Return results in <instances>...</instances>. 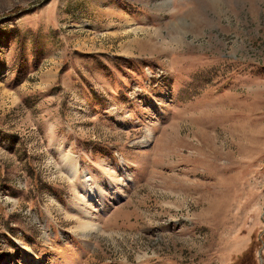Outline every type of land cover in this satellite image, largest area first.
Wrapping results in <instances>:
<instances>
[{"label":"rangeland","instance_id":"obj_1","mask_svg":"<svg viewBox=\"0 0 264 264\" xmlns=\"http://www.w3.org/2000/svg\"><path fill=\"white\" fill-rule=\"evenodd\" d=\"M0 264H264V0H0Z\"/></svg>","mask_w":264,"mask_h":264},{"label":"bare ground","instance_id":"obj_2","mask_svg":"<svg viewBox=\"0 0 264 264\" xmlns=\"http://www.w3.org/2000/svg\"><path fill=\"white\" fill-rule=\"evenodd\" d=\"M89 185V184H88ZM90 190V189H89ZM90 192H91V190H90ZM94 228V225L93 224H88L87 222L85 223H79V226L77 227V229H79V230H84V229H90V230H92ZM93 230H95V229H93Z\"/></svg>","mask_w":264,"mask_h":264},{"label":"trees","instance_id":"obj_3","mask_svg":"<svg viewBox=\"0 0 264 264\" xmlns=\"http://www.w3.org/2000/svg\"><path fill=\"white\" fill-rule=\"evenodd\" d=\"M244 258H245V257L242 258V261H243Z\"/></svg>","mask_w":264,"mask_h":264}]
</instances>
